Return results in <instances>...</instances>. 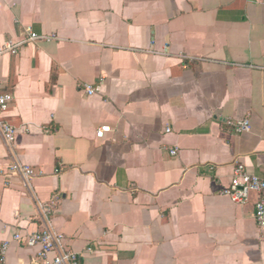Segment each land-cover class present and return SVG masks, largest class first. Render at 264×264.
<instances>
[{"label": "crops", "instance_id": "obj_1", "mask_svg": "<svg viewBox=\"0 0 264 264\" xmlns=\"http://www.w3.org/2000/svg\"><path fill=\"white\" fill-rule=\"evenodd\" d=\"M0 92L6 264L46 229L79 264H264L257 195L222 194L237 167L264 178V0H0Z\"/></svg>", "mask_w": 264, "mask_h": 264}, {"label": "built area", "instance_id": "obj_2", "mask_svg": "<svg viewBox=\"0 0 264 264\" xmlns=\"http://www.w3.org/2000/svg\"><path fill=\"white\" fill-rule=\"evenodd\" d=\"M24 37L25 43H33L38 40L51 41L53 38L38 35L30 29L25 33ZM23 44L24 43L15 45L12 42H8L1 49V53L16 55L18 53V48ZM81 88L87 95L100 93V87L85 84L81 85ZM12 101L13 96L11 93L0 92V129L9 145H13L15 142L16 130L11 125L2 122L1 118L3 114L9 110ZM225 122L227 125L235 127L240 133H247L252 129L249 119H227ZM110 131L111 128L109 126L101 127L98 131V138L102 139L104 135ZM171 155L176 156L177 149H172ZM15 175L23 176L25 180H30L36 176V172L30 166L15 163L11 166L10 174H8L7 177ZM222 194L228 196L236 205H245L249 202L250 196L256 194L258 198L255 203L254 217L260 230L264 231V178L252 174L242 167H237L231 180V184ZM46 212L50 214L49 206H46ZM63 239V235L53 234L48 229L25 237L21 235L14 236V241L21 242L27 247H39L35 257L25 264H79L82 255L72 251L58 252V246H60ZM9 246L10 242H4L0 245V264H6V255ZM88 252H91V250H88Z\"/></svg>", "mask_w": 264, "mask_h": 264}]
</instances>
